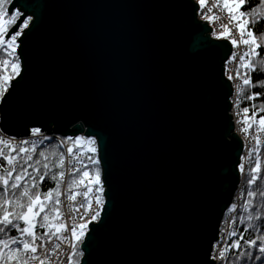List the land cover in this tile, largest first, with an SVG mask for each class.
I'll use <instances>...</instances> for the list:
<instances>
[{
  "label": "water",
  "instance_id": "obj_1",
  "mask_svg": "<svg viewBox=\"0 0 264 264\" xmlns=\"http://www.w3.org/2000/svg\"><path fill=\"white\" fill-rule=\"evenodd\" d=\"M11 3L32 19L0 129L97 138L105 205L80 264H217L244 150L230 42L209 35L196 0Z\"/></svg>",
  "mask_w": 264,
  "mask_h": 264
},
{
  "label": "snow or ice",
  "instance_id": "obj_2",
  "mask_svg": "<svg viewBox=\"0 0 264 264\" xmlns=\"http://www.w3.org/2000/svg\"><path fill=\"white\" fill-rule=\"evenodd\" d=\"M196 3L199 5L198 11L202 13L203 18L210 25H218V28L213 29L216 39L228 40L236 49L243 47L242 51L232 53L227 61L229 65L237 60L239 62L235 74H231L230 70L228 75L229 80L242 81L235 85L237 108L241 97L255 100L264 95L262 92H253L251 95L244 96L246 89L264 88V81L254 83L251 76L258 69L264 71V56L260 52L261 48H264V32L257 35L254 31L256 25L264 20V15L256 12L259 5L245 10L246 3L251 4V0H212L211 5L209 0H196ZM260 3L264 4V0H260ZM6 5H11V13L6 9ZM214 9L217 11L214 12ZM221 11L224 12V16L219 14ZM30 20L31 18L24 16L16 5L11 3V0H0V53H3V58H0V100L8 93L12 86L11 81L21 75L22 66L17 53L20 45L17 41L24 34L23 30L29 28ZM252 109L251 116L248 115L250 109L247 107L236 113L238 117L236 122L245 125L241 131L246 138L251 135V138L255 140V146L249 149L248 156L244 158L250 162L253 153H256L255 166L247 170L249 186L264 179L261 175L264 173V168L261 166L259 155L262 143L260 133H264V115L256 119L258 112H264V105L258 111L256 105H252ZM253 125H256L255 135L250 133ZM31 134L32 136L40 135V129L33 128ZM45 139L49 138L45 137ZM69 142L70 146L67 147L66 155L71 158L68 163L73 165L69 169L72 178L67 184L65 193H62L61 184L66 178L63 170L66 162L65 153L60 152L55 161H50L49 156L44 151H40L39 157L46 161L42 163L41 159H33L37 147L35 141L27 139L16 141L0 137V237H2L0 238V264H56L53 257L58 258L62 255V245L71 248L67 260L68 264H74L78 245L83 242L89 224L100 220L105 200L97 142L95 139L79 136L74 140L68 138L61 142V145ZM55 155L56 153L53 152V156ZM54 168L60 171L53 172ZM238 168L241 173L246 172L244 163L239 164ZM29 169L32 171L30 172ZM46 178L54 181L55 187L41 192L40 186ZM74 189H83V191ZM62 194L72 202L68 206V212L72 217L71 223L68 222L61 208ZM257 194L264 197V190L259 193L253 190L247 192L248 197H255ZM77 197H81L79 203H77ZM250 204L252 200L246 201V211ZM235 207L233 205L232 210H235ZM81 210H83L82 213ZM77 216L83 222H77ZM262 218L264 216L257 213L255 216L249 215L247 220L259 221ZM234 223L235 220H233ZM38 228L44 231L38 232ZM253 228L260 232V226L253 223H249L245 231ZM12 229H15L19 236H9L8 233ZM237 234L236 230L228 232L229 237H235ZM242 247L243 250H241ZM230 251L236 253L235 260L231 264H236L241 259L264 264V233L252 239H245L243 233H240L239 239L233 240L231 244L221 245L217 241L210 259L226 261ZM254 252L255 255H253Z\"/></svg>",
  "mask_w": 264,
  "mask_h": 264
},
{
  "label": "trees",
  "instance_id": "obj_3",
  "mask_svg": "<svg viewBox=\"0 0 264 264\" xmlns=\"http://www.w3.org/2000/svg\"><path fill=\"white\" fill-rule=\"evenodd\" d=\"M12 2V0H11ZM259 5L256 8V12L264 15V4L260 3V0H251V4H247L245 5V10H250L253 6ZM9 5H6V9L8 10ZM254 31L257 33V35H259V33L264 32V20H262L260 23H258L254 29ZM261 55L264 56V48H261L260 50ZM0 58H3V53H0ZM238 66V64H237ZM242 72L244 70H241ZM252 76V80L254 83H256L257 81H264V71H260L259 69L255 72H253L251 74ZM242 83V81H241ZM253 92H262L264 93V88H260V87H256V88H251V89H246L244 92V96H248L251 95ZM236 101H237V97H236ZM236 101L234 104V110L236 111V113L240 110H242L243 108H249L250 111L248 113L249 116L252 115V105H256V110L258 111L259 108L264 105V95H261L259 98L255 99V100H248L245 99L243 97L240 98L239 101V107L237 108L236 106ZM264 115V112H258V115L256 117V119H259V116ZM245 125H241V127H243ZM250 133L252 135L256 134V125H253V128L250 129ZM260 135H262L263 140L261 145H260V150H259V155H260V159H261V166L262 168H264V133H260ZM1 137V136H0ZM45 137H48L49 139H45ZM27 140L30 141H35L37 143V147H36V152L33 154V159H41L42 163L46 162L43 161V158L39 157L38 153L40 151H44L45 154L47 156H49V160L50 161H55L58 158V155L60 152H64V148L63 145H61V142L58 140V138L55 135H38V136H32V134L30 133L29 137L27 138ZM41 141H43L41 143ZM255 146V141L252 142L251 146L249 148H252ZM30 147V145H29ZM53 152L56 153L55 156H53ZM248 155V154H247ZM256 153H253L250 162L249 160H247V163L245 165L246 167V172L244 173V175L242 176V182L240 185V191H241V196L235 197L236 201L235 203H232L230 205V207L228 208V210L226 211V213L229 211V209L232 210V206L235 205L237 213H236V220H235V225L234 227L231 228L230 231L232 230H236L237 231V236L235 237H228L227 240V244H231L233 240L239 239V234L243 233L245 239H252L255 238L256 235H259L261 233H264V218H262L259 221L253 220V221H249L247 220V217L249 215H253L255 216L257 213H261L262 216H264V197L260 196L259 194H257L255 197H248L247 196V192L249 190H253L256 191L257 193H259V191L264 190V179L258 180L257 183L255 185L249 186L247 184V179L249 178V176L247 175V170L251 167L255 166V162H256ZM244 163V161H243ZM51 167V165H50ZM64 170V169H63ZM29 171L31 172L32 170L29 169ZM60 171V169H53V172H58ZM262 176H264V173L261 174ZM72 178L71 174L68 177V181H70V179ZM55 187V182L52 181L50 178H46L45 181L43 182V184L40 186V191L41 192H46L48 191L50 188H54ZM61 188H62V184H61ZM61 190V189H60ZM239 191V192H240ZM60 200H61V196H60ZM248 200H252V204L247 206V211L245 210V205H246V201ZM243 218V222H241V219ZM249 223H253L256 225L260 226V232H257L255 230V228L253 229H248V231H245V229L247 228ZM38 232H43V229H37ZM9 236H19V233L16 232L15 229H12L9 233ZM2 238V237H0ZM241 244L243 246V241H241ZM79 245L77 248L78 251V257L81 258L82 255H80V253H82V251H79ZM243 250V247L242 249ZM83 254V253H82ZM256 253L254 252L253 255H255ZM235 256L236 253L235 251H230L228 254V260L226 261H221L220 264H231L232 261L235 260ZM236 264H260V262H253V261H246L245 259H241L238 262H236Z\"/></svg>",
  "mask_w": 264,
  "mask_h": 264
},
{
  "label": "built area",
  "instance_id": "obj_4",
  "mask_svg": "<svg viewBox=\"0 0 264 264\" xmlns=\"http://www.w3.org/2000/svg\"><path fill=\"white\" fill-rule=\"evenodd\" d=\"M211 2H212V0H209V5H211ZM214 12H216L217 10L216 9H214L213 10ZM199 14V13H198ZM197 14V16H198V18H203V15H202V13L200 12V14L198 15ZM219 14L221 15V16H224V12H219ZM204 19V18H203ZM206 19H204V21H205ZM214 27H216V28H218V25H216V26H214V25H211V28H212V30H211V32L209 33L210 34V36L212 37V38H216L214 35H213V29H214ZM238 38V37H237ZM243 50V47L241 48V49H236V48H233L232 47V52H231V54L232 53H234V52H240V51H242ZM230 57H231V55H230ZM230 57H229V59H230ZM228 59V60H229ZM227 60V61H228ZM227 61L225 62V64H224V68H225V72H226V75L228 76L229 75V71L231 70V74H235V69H236V67H237V64L239 63L238 62V60L237 61H235V62H233L231 65H229L228 63H227ZM232 81V83H233V86H234V94H233V96H232V99L234 100V103H235V101H236V87H235V85L236 84H238V83H241V81H239V80H231ZM233 115H234V123L237 125L236 126V128H235V130L238 132V133H240L242 136H243V138H244V155H246V150H247V147L252 143V141H253V139L251 138V135L250 136H248L247 138H246V136H245V134L241 131V124H239V123H237L236 121H237V119H238V117L236 116V114H235V112H234V110H233V113H232ZM0 136L1 137H3V138H7V139H15L16 141H20L21 139H18L17 137H10L9 135H7V134H5V133H3V134H0ZM79 136H82V137H85V138H87L86 136H84V135H82V134H79L78 136H76V137H79ZM29 137V136H28ZM75 137V138H76ZM260 137H261V140H263V137H262V135H260ZM58 140L60 141V142H63V141H66L64 138H62L61 136L60 137H58ZM74 140V139H73ZM63 146L65 147V149H66V153H67V147L68 146H70V142L69 143H67V144H63ZM69 159H71L70 157H67V155H66V162H65V173H66V178H65V182L62 184V188H61V190H62V193H65V190L67 189V184H68V177H69V175L71 174L70 172H69V169L73 166V165H71V164H69L68 163V160ZM86 163H87V161H85ZM75 163V162H74ZM76 166H79V165H76ZM75 191H83V189H74ZM103 199L105 200V195H104V193H103ZM80 200H81V197H77V203H79L80 202ZM61 201H62V204H61V208H62V211H65V216H66V219L68 220V222L69 223H71V219H72V217H71V215L69 214V212H68V206L72 203V202H70V201H68L67 200V196L66 195H61ZM83 212V210H81V213ZM76 219H77V222H83V221H80L79 220V216H77L76 217ZM48 247H51V245H48ZM61 252H62V255H59V257L57 258V257H55V259H56V264H68V260H67V256H68V254L71 252V248L70 247H68L67 245H62V248H61ZM75 257H77V255L75 256ZM74 257V258H75Z\"/></svg>",
  "mask_w": 264,
  "mask_h": 264
},
{
  "label": "rangeland",
  "instance_id": "obj_5",
  "mask_svg": "<svg viewBox=\"0 0 264 264\" xmlns=\"http://www.w3.org/2000/svg\"><path fill=\"white\" fill-rule=\"evenodd\" d=\"M18 9V8H17ZM19 10V9H18ZM20 11V10H19ZM200 14V11L197 10V14ZM198 14V15H199ZM30 18H32L31 16H29ZM200 19V18H199ZM201 20H204L203 18H201ZM31 22V20H30ZM30 24V23H29ZM24 31V30H23ZM0 103H1V100H0ZM235 104V103H234ZM235 114H236V111L234 110ZM1 117V116H0ZM0 121H1V118H0ZM4 132L0 129V134H3ZM12 137V136H10ZM13 137H16V136H13ZM57 137V136H56ZM62 137V136H61ZM18 139H21V140H25L28 138V136H25V137H17ZM58 138V137H57ZM64 138L65 140H67L68 138L70 137H62ZM93 138V137H92ZM72 139H75V137H73ZM255 140H253L252 142H254ZM252 144V143H251ZM251 144L247 147V150H246V155H244V158L247 157L248 155V152H249V147L251 146ZM64 148V152H65V155H66V149L65 147L63 146ZM247 163V160L244 159V164L246 165ZM62 192V190H61ZM241 191L238 192L236 194V197H238L240 195ZM236 199V198H235ZM228 210V209H227ZM236 210V208H235ZM235 210H231L229 209V211L226 213L224 219L222 220V223H221V227H220V239L218 240L220 242L221 245H223L224 243H227V240H228V232L231 230L232 227H234L235 223L233 224V220H236V216L233 215V211ZM217 243V242H216ZM216 243L214 244V246L216 245Z\"/></svg>",
  "mask_w": 264,
  "mask_h": 264
},
{
  "label": "bare ground",
  "instance_id": "obj_6",
  "mask_svg": "<svg viewBox=\"0 0 264 264\" xmlns=\"http://www.w3.org/2000/svg\"><path fill=\"white\" fill-rule=\"evenodd\" d=\"M32 19V18H31ZM210 35V34H209ZM225 69V68H224ZM225 77L228 79V76L226 75V72H225ZM231 83H232V81H231ZM232 85H233V83H232ZM234 87V86H233ZM231 100H232V110H231V113H233V110L235 109L234 108V100L231 98ZM232 116H233V120H234V115L232 114ZM234 125H235V128H236V124L234 123ZM236 131V130H235ZM237 132V131H236ZM40 135H45L43 132H41L40 131ZM238 133V132H237ZM82 134V133H81ZM82 135H84V136H86L85 134H82ZM238 135L242 138V140H243V143H244V138H243V136L240 134V133H238ZM87 137V136H86ZM68 138V137H67ZM88 139H95L96 140V142H97V138L96 137H87ZM96 146H98V144L96 145ZM243 161H244V150H243V152H242V155H241V158H240V162H239V164H241V163H243ZM100 168H101V171H102V167H101V165H100ZM239 169V168H238ZM64 170H65V168H64ZM239 173H240V183H239V186H238V188H237V190L235 191V194H234V196H233V200H232V203H235V201H236V199H235V197H236V194L240 191V185H241V182H242V176L244 175V173H241L240 171H239ZM104 184V183H103ZM105 186H104V190H105ZM105 195V194H104ZM239 196H241V193H240V195ZM65 212V211H64ZM236 213H237V210H235V211H233V215L234 216H236ZM225 215H226V213L224 214V216H223V219H224V217H225ZM222 219V220H223ZM222 223V222H221ZM88 230H89V228H88ZM88 232V231H87ZM230 232V231H229ZM85 238V237H84ZM84 238H83V240H84ZM79 251H82V249H81V244H79ZM213 249H214V246H213ZM213 249H212V253H213ZM82 253H83V251H82ZM77 254H78V251H77ZM82 256H83V254H82ZM82 256H81V258H82ZM81 258H79L78 257V255H77V257H75L74 258V264H80L81 263ZM53 261H55L56 262V259H55V257H53ZM216 263L217 264H220L221 263V260H216Z\"/></svg>",
  "mask_w": 264,
  "mask_h": 264
}]
</instances>
